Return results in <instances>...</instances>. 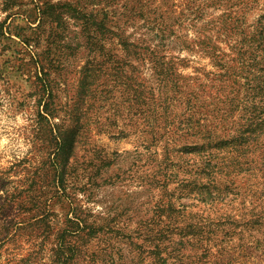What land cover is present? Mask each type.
Segmentation results:
<instances>
[{
    "label": "rangeland",
    "instance_id": "1",
    "mask_svg": "<svg viewBox=\"0 0 264 264\" xmlns=\"http://www.w3.org/2000/svg\"><path fill=\"white\" fill-rule=\"evenodd\" d=\"M125 1L129 0H0V264H55V255L61 260L62 253L67 264H158L148 256V246L152 245L132 233L142 218L149 217L146 212L159 201L172 200L175 207L192 206L188 210L202 206L185 195L182 182L193 177L194 171L188 173L192 163L188 164L189 157L181 152L182 147L202 141L168 142L171 137L158 135L153 142L151 137L138 134L140 126L127 125L125 86L131 73L120 44L127 37L140 38L143 30L127 25L126 17H118ZM136 1L143 9L159 8L163 18L174 21L190 0ZM208 2L206 18L210 21H216L224 7L230 6L226 0ZM260 5L264 6V0ZM63 8L77 16L64 13ZM115 10H119L117 14ZM39 12L44 13L41 21ZM262 14L264 8L243 13L245 23L254 25ZM101 22L102 30L97 31ZM184 27L178 34L186 41L195 38ZM174 38L165 54L174 61H185L179 66L182 74L193 76L195 68L210 70L209 59L193 50L181 51L180 41ZM37 58L44 60V72L51 83L48 115L42 111V93L33 68ZM135 64L138 69L132 77L156 87L148 65ZM83 68L96 72L97 86L86 98L80 96ZM181 109L176 104L172 114L182 118ZM78 116L81 119L76 125ZM67 129H75L66 177L74 205L81 204L95 215L106 211L117 215L121 231L109 235V241L94 240L83 246L66 237L62 246L68 251L58 256L61 232L42 231L34 220L43 210V202L36 205V198L42 195L44 200L52 195L59 164L54 153ZM149 145L151 153L157 154L147 160L144 146ZM263 152L247 162L253 160L256 166ZM166 158L172 161L166 163L169 168L164 164ZM164 172L171 178L163 179ZM95 174L99 176L94 181ZM228 177L223 173L217 179L218 190L230 192L221 197L216 208L218 214L222 212L223 225L166 234L161 254L163 258L172 254L174 259L169 258L165 264H264V200L239 191ZM90 179L95 184L92 190L86 185ZM166 182L168 192L162 188ZM244 182L238 186H244ZM56 199L52 211L61 213ZM211 213L209 220L213 221ZM57 219L63 221L62 215ZM157 229L153 228L154 233L161 230ZM3 233L10 234L7 241ZM131 234L133 240L128 238Z\"/></svg>",
    "mask_w": 264,
    "mask_h": 264
},
{
    "label": "trees",
    "instance_id": "2",
    "mask_svg": "<svg viewBox=\"0 0 264 264\" xmlns=\"http://www.w3.org/2000/svg\"><path fill=\"white\" fill-rule=\"evenodd\" d=\"M210 1L214 4L213 0ZM217 2L221 3L222 0ZM226 2L230 6L224 7L225 11L216 21L206 18L210 7L208 0L188 1V6L178 12L179 17L174 21L163 18V14L158 12L159 8L139 7L140 2L136 0L125 1L121 14L118 15L119 18L121 15L126 17L127 25H138L137 30H143L140 38L135 40L132 39L133 36L127 37L120 44L126 53V66L131 73L125 86L129 102L127 125L140 126L142 131L138 134L151 137L153 142L158 135L160 138L171 137L167 138L168 142L175 139L202 141L181 149L189 157L188 164L192 163L193 168L188 173L194 171L193 177L182 182L185 195L191 196V200L202 206L197 210H188L192 206L180 204L175 207L172 200L167 203L156 202L146 212L149 214H145L149 217L146 220L142 218L137 229L132 231L136 238L142 236L144 243L152 245V248L148 246V256L156 259L158 264H165L169 258L174 259L172 254H167L166 258L161 254L163 239L169 232L192 233L212 225H223L222 212L218 214L216 208L223 199L221 197L230 192L223 194L218 190L217 179L221 174L229 176L232 186L239 191L262 196L261 200H264V152L261 162L256 166L253 165V160L247 162L264 149V14L260 15L254 25L246 24L243 16L245 12L255 8L262 9L264 6L260 5V0ZM243 5L246 7L238 10ZM61 11L60 15L63 14ZM65 11L66 14L77 16L69 9ZM117 11L119 10L114 11L115 14ZM240 13L242 15H238ZM43 15L44 13L39 12V21L43 19ZM183 25L195 38L186 41L178 34V29H183ZM101 30L102 22L97 24V31ZM209 32L213 34H208ZM146 35L150 37L147 38ZM173 37L180 41L181 51L193 50L209 59L210 70L195 68L193 76L182 74L179 66L184 65L185 61H174L165 54L170 49ZM214 40L221 44L217 45ZM66 49H70L69 45ZM37 59L33 68L42 93V111L48 115L52 99L51 83L44 72V60ZM133 61L148 65L156 87L145 85L132 77V73L138 69ZM81 73L80 96L86 98L92 95L89 94L90 90L97 86L96 72L93 68H83ZM176 104L183 110L182 118L172 114V108ZM80 119L78 116L76 125ZM74 133L75 129H67L54 153L59 164L55 168L53 190L50 192L52 195L44 200L42 195L36 198V205L43 202L42 213L34 220L39 225L37 228L48 233L54 229L61 232L58 235V256L66 250L63 248L66 237H73L76 244L83 246L94 240L109 241V235L121 231L117 215L108 211L92 214L83 205H74L68 193L71 188L66 179L67 166L74 145ZM151 146H144L148 153L147 160L157 154L151 153ZM139 154L136 153L137 156ZM169 162L172 161L168 158L164 161L167 168L169 165L166 163ZM105 166L107 165L104 163ZM98 176L95 174L93 180ZM167 176L171 178L170 173L164 172L163 179ZM236 177L240 178L237 182ZM93 180L90 179L86 184L90 185L89 190L95 185ZM243 180L244 186H238ZM162 188L164 192H168V183H164ZM55 198L60 203L61 213L52 211ZM193 207H196L194 203ZM212 208L217 212L212 211ZM210 213L213 221L209 220ZM59 214L63 217L61 222L57 219ZM153 228L161 230L157 229L154 233ZM1 235L7 241L10 234ZM128 238L133 240L132 234ZM61 255L64 256L61 260L55 255L58 261L55 264H67L66 254Z\"/></svg>",
    "mask_w": 264,
    "mask_h": 264
}]
</instances>
